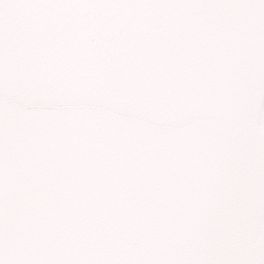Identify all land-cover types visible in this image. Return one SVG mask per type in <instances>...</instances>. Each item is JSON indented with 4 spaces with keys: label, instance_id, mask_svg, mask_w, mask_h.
Masks as SVG:
<instances>
[{
    "label": "snow or ice",
    "instance_id": "snow-or-ice-1",
    "mask_svg": "<svg viewBox=\"0 0 264 264\" xmlns=\"http://www.w3.org/2000/svg\"><path fill=\"white\" fill-rule=\"evenodd\" d=\"M0 264H264V0H0Z\"/></svg>",
    "mask_w": 264,
    "mask_h": 264
}]
</instances>
